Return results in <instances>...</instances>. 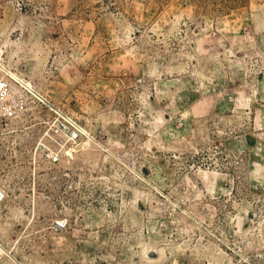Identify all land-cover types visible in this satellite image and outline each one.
Here are the masks:
<instances>
[{"label":"rangeland","instance_id":"obj_1","mask_svg":"<svg viewBox=\"0 0 264 264\" xmlns=\"http://www.w3.org/2000/svg\"><path fill=\"white\" fill-rule=\"evenodd\" d=\"M0 84V264H264V0H0Z\"/></svg>","mask_w":264,"mask_h":264},{"label":"built area","instance_id":"obj_2","mask_svg":"<svg viewBox=\"0 0 264 264\" xmlns=\"http://www.w3.org/2000/svg\"><path fill=\"white\" fill-rule=\"evenodd\" d=\"M1 86L2 85L0 84V88ZM62 126L68 129V133L70 136L76 137L78 135V129L73 123H68L67 121L66 123L62 122ZM5 195H6L5 190L0 186V204L5 199Z\"/></svg>","mask_w":264,"mask_h":264},{"label":"bare ground","instance_id":"obj_3","mask_svg":"<svg viewBox=\"0 0 264 264\" xmlns=\"http://www.w3.org/2000/svg\"><path fill=\"white\" fill-rule=\"evenodd\" d=\"M16 77V76H15ZM24 85H26L27 87H29V83H23ZM35 94H36V97H38V98H40L39 100H41V101H43L44 103H47V101L44 99V98H42V97H40L39 95H38V93H36V92H34ZM51 106V104L50 103H48V106ZM75 150V149H74ZM76 151V150H75Z\"/></svg>","mask_w":264,"mask_h":264}]
</instances>
